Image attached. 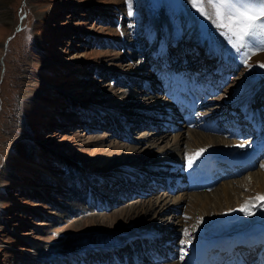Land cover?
Segmentation results:
<instances>
[{
    "label": "rangeland",
    "instance_id": "1",
    "mask_svg": "<svg viewBox=\"0 0 264 264\" xmlns=\"http://www.w3.org/2000/svg\"><path fill=\"white\" fill-rule=\"evenodd\" d=\"M131 6L130 17L128 0H0V264H108L109 254L132 264L154 230L165 235L145 240L155 246L142 264H188L207 243L200 225L193 230L198 218L236 224L252 217L241 205L264 194V147L248 168L202 171L207 184L189 181L187 165L199 149L255 152L263 138L220 132L213 115L227 114L225 96L251 102L257 94L262 104L248 106L263 113L264 51L244 66L188 0ZM179 82L196 98L185 122L173 100ZM196 194L206 204H195ZM229 211L239 217L223 218ZM241 227L229 235L253 238ZM185 228L192 244L181 261ZM254 239L244 259L264 264ZM210 255L226 260L218 245Z\"/></svg>",
    "mask_w": 264,
    "mask_h": 264
},
{
    "label": "snow or ice",
    "instance_id": "2",
    "mask_svg": "<svg viewBox=\"0 0 264 264\" xmlns=\"http://www.w3.org/2000/svg\"><path fill=\"white\" fill-rule=\"evenodd\" d=\"M191 7L203 18L209 20L220 31L237 55H242L244 66L251 68L249 60L259 51H264V0H188ZM128 15H133L131 0H128ZM255 42V46L253 44ZM264 68V63L259 64ZM239 147L243 148L244 144ZM206 150L199 149L188 156L187 165L192 167ZM264 167V165H261ZM264 209V194L250 197L241 205L238 211L245 216H253L254 209ZM203 222V217L198 218L195 230ZM184 239L179 241L180 260L183 261L186 249L183 246L191 245V232L183 230Z\"/></svg>",
    "mask_w": 264,
    "mask_h": 264
},
{
    "label": "bare ground",
    "instance_id": "3",
    "mask_svg": "<svg viewBox=\"0 0 264 264\" xmlns=\"http://www.w3.org/2000/svg\"><path fill=\"white\" fill-rule=\"evenodd\" d=\"M252 100V99H251ZM262 100V99H261ZM250 103V102H249ZM240 107H243V104L241 103L240 104ZM259 144V143H258ZM209 152L210 151H207V152H204V158L203 159H201L199 162L197 161V162H195L193 165H199V166H205V164L207 163V161H208V156L210 155L209 154ZM207 154H209V155H207ZM241 155H244L245 157H247L248 159V161H250L251 160V157L253 156H255L254 155V153H248L247 152V150L246 151H241V152H239L238 153V156L236 155V156H227V157H220L219 159V161H221L222 163H223V166H226L228 163H232V164H235V163H237V162H239V161H244V159H242L240 156ZM212 156V155H211ZM197 163V164H196ZM208 166H209V163L207 164ZM189 170H190V168H188ZM204 171V170H203ZM198 172H199V175H197L196 173V175L195 174H193L194 173V171H193V173H192V170H191V172H189V175H192V177H191V182H200L201 180L200 179H202V178H207V179H209V178H211V175H208V174H204L202 171L200 172L199 170H198ZM189 181H190V179H189ZM153 188H154V186H153ZM222 190H223V192H224V202H226L227 201V192L229 191V192H231V189L230 188H228V186H223L222 187ZM194 198H195V201H196V203L195 204H197V202L198 201H201L203 204H206V202L208 201V197L205 195V194H196V195H194ZM226 204V203H225ZM232 211H229V212H227L226 213V215L223 217V218H225V217H227L228 219H230V220H233L235 217H239V215H238V213L236 212V213H234V212H232ZM133 214L135 213V212H132ZM130 214V215H126V214H124V215H122L121 217L123 218V219H126V220H128L129 218H131V216L133 217V214ZM264 219V209H261L259 212H257L256 213V215H254V216H252V217H247V218H244V219H242L240 222H236V224H231V225H226V224H224V225H222V226H219V227H217L216 225L215 226H213V222H207V220L205 219V217L203 218V222L200 224V229H199V231H200V236L202 235V237H200V238H203V239H201V240H207V243L206 244H208L209 246H211L212 244H217L219 247H223V248H225V246H224V244H223V242L224 241H231V243H230V246H234V245H244V244H246L247 243V241L248 240H246V238H237V239H234V238H231L232 237V235H229V234H234L233 233V230H235V229H239V228H243V227H241V226H244V228L246 227L247 229L249 228V230H251L250 232H256V230H258L257 231V234H259L260 232H261V234H259V239L260 240H262V241H264V222L262 223H260V221H261V219ZM218 223V222H217ZM229 223V222H228ZM233 223V222H232ZM219 224V223H218ZM248 226V227H247ZM263 228V229H262ZM246 229V230H247ZM244 231V230H243ZM149 231H147V233H148ZM152 233L151 234H149V237L150 238H153V235H156L157 236V232H155V230L154 231H151ZM150 233V232H149ZM165 233V231L163 232H161L160 233V236H162L163 234ZM134 235V234H133ZM165 235V234H164ZM225 235V236H224ZM244 236V235H243ZM144 237V236H143ZM142 237V238H143ZM238 237H241V236H238ZM254 238V237H253ZM252 238V239H253ZM135 239H136V237H135ZM141 239V238H140ZM155 239V238H154ZM122 240H125L124 238L122 239ZM255 241V240H254ZM119 243H116L117 245L118 244H122V241H118ZM221 243V244H220ZM126 245V244H125ZM200 246V245H199ZM258 246V245H257ZM262 246V245H261ZM112 247V246H111ZM201 247V246H200ZM263 247V246H262ZM122 248V247H121ZM120 248V249H121ZM253 248V247H252ZM257 248V247H256ZM197 248H195V249H193L192 251H193V253L194 254H197V252H199L198 250L200 249L199 247H198V249L196 250ZM102 250V249H101ZM111 250H112V248H111ZM149 250L151 251L152 250V248L151 247H149ZM240 250V249H239ZM252 250V249H251ZM264 251V250H263ZM233 252H235V251H233ZM243 252V251H242ZM114 253V252H113ZM226 254H228V250H227V252H225ZM263 253V252H262ZM124 254V251L122 252L121 251V253H120V255H123ZM222 255V254H221ZM220 255V256H221ZM236 255H238V256H236L235 257V259L231 262V264H236V261L238 260V258H240V257H243L242 256V254L241 253H238V254H236ZM218 256V255H217ZM224 256V255H223ZM249 256V255H248ZM215 258V257H214ZM217 258V257H216ZM227 258V257H226ZM223 259V258H222ZM221 259V260H222ZM247 259V258H246ZM253 259V258H252ZM260 259H262V258H260ZM193 260V259H192ZM224 260H225V258H224ZM251 261V260H250ZM199 262H200V259H199ZM149 263H152V261H150ZM250 263V262H249ZM190 264H194V263H190Z\"/></svg>",
    "mask_w": 264,
    "mask_h": 264
}]
</instances>
